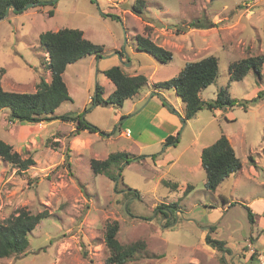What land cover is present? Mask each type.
Wrapping results in <instances>:
<instances>
[{"label":"rangeland","instance_id":"rangeland-1","mask_svg":"<svg viewBox=\"0 0 264 264\" xmlns=\"http://www.w3.org/2000/svg\"><path fill=\"white\" fill-rule=\"evenodd\" d=\"M135 1L56 0L54 5L11 9L0 20V84L7 90L33 92L41 78L51 80L44 62L48 54L40 43L44 31L80 28L104 49L98 58L87 55L67 66L63 76L71 99L55 111L81 115L104 133L82 130L75 134L77 122L62 119L20 124L6 120L10 108L0 110V138L23 158L33 155L35 160L25 170L0 156V220L22 208L50 212L29 234L26 252L0 258V264H106L110 252L104 231L115 220L121 243L140 240L145 244L130 262L264 264V213L257 215L250 206L254 198L264 195V186L258 187L264 179V96L252 101L264 91V64L262 78L250 71L244 79L231 81L230 95L241 105L215 111L204 108L189 122L181 118L182 98L164 89L175 104L182 105L168 104L182 121L174 146L140 143L136 132L148 124V113L129 112L124 119L117 116L121 106L92 101L96 83L109 94L114 91L113 82L100 71L124 64L116 51L129 56L126 61L124 55L127 73L148 77L142 92L174 77L187 62L215 55L220 75L200 92L205 100L215 99L230 82L232 62L264 54V0H145L141 16L132 11ZM201 24L210 27H197ZM147 33L174 53L171 60L163 63L137 49V34ZM124 109H129L128 103ZM221 134L229 138L243 172L240 169L210 190L202 163L196 164L203 148ZM115 151L142 158L124 161L119 169L115 166V180L106 173L96 174L91 161ZM153 152L155 157L149 159L146 154ZM169 153L180 156L165 162ZM172 203H177L180 213L165 207L168 214H162L159 206ZM224 205L225 216L217 215L215 209ZM245 205L255 211L254 222ZM207 235L224 240V248L211 247Z\"/></svg>","mask_w":264,"mask_h":264},{"label":"trees","instance_id":"trees-1","mask_svg":"<svg viewBox=\"0 0 264 264\" xmlns=\"http://www.w3.org/2000/svg\"><path fill=\"white\" fill-rule=\"evenodd\" d=\"M30 2H34L35 5H41L46 2L54 5L55 0H0V20L4 18L9 5L13 4L16 7L15 11L19 12ZM145 7V0H136L132 6V11L141 16ZM53 13L54 9H50L49 14L53 15ZM192 25H196V23L193 22ZM197 27L209 28L210 25L201 24L197 25ZM149 28L147 25L146 29ZM136 41L138 50L150 53L160 62L166 63L174 56L171 50L156 43L150 37V33H147V35L137 34ZM40 43L48 54L49 60L44 59V62H47L46 65L51 73V80L48 81L45 78H41L36 90L33 92L7 90L0 84V110L10 108V113L6 120L17 121L20 124H36L42 120L62 119L64 121L77 122L75 134H80L82 130H88L90 133H104L82 119L81 115L56 114L55 112L63 101L71 99L63 76L67 66L87 55L95 54L97 58L100 57L104 50L103 46L86 38L82 29L70 27H63L57 31L47 30L40 33ZM263 64L264 54L246 56L232 62L229 65L230 82L219 90L217 97L213 100L203 99L200 92L214 83L220 75L219 59L215 55H208L199 60L187 62L174 77L155 82L153 90L154 92L164 89L174 90L182 98L185 105L181 118L186 122L204 108L215 111V109L232 108L236 104L241 105V102H238L230 95L229 86L231 81L244 79L250 71H254L259 78H262ZM100 72L114 83L115 90L105 97V88L98 83L96 86L97 96L96 98L92 97L95 105H119L122 107L127 99L133 98L148 83V77L145 74L130 75L126 72L123 65H115ZM263 96L264 91H261L252 101H256ZM163 100L167 104V100L165 98ZM170 110L172 112L175 111L171 108ZM178 138L179 132L177 135H169L166 143H175ZM0 156L11 164L18 166L19 169L26 170L31 164L35 163L33 155L23 158L12 144L1 138ZM152 157H155V155H152ZM140 158H142V155L137 156L129 151H115L111 152L105 159H93L91 167L96 174L106 173L115 180L117 175L112 172L115 166L119 169L122 162L126 161L129 163L131 159L138 160ZM201 163L206 171L205 186L210 190H216L225 178L242 169V161L225 134H221L215 142L203 148ZM166 182L168 183V181ZM171 207L175 211L178 208L177 203L164 204L159 206V209L163 211V208L169 209ZM245 207L251 222H254L255 213L250 206L245 205ZM162 214L167 215L168 212L165 210ZM49 215L48 209L34 213L30 209L22 208L17 214L0 220V258L12 255L19 256L25 253L29 245V234ZM119 228L120 225L117 220L106 224L104 241L110 252L106 259V264H146L144 262H130L135 254L144 248L145 244L140 240L126 244L121 243L117 237ZM206 239L212 247L217 249L224 248L225 242L223 240L212 238L209 235H207ZM188 264L197 263L191 262Z\"/></svg>","mask_w":264,"mask_h":264},{"label":"crops","instance_id":"crops-1","mask_svg":"<svg viewBox=\"0 0 264 264\" xmlns=\"http://www.w3.org/2000/svg\"><path fill=\"white\" fill-rule=\"evenodd\" d=\"M123 59H124V56H123ZM114 65H116V64H114ZM122 65H124V64H122ZM156 68H158V66H156ZM103 70H105V69H103ZM112 84H113V86H114L113 88L115 90V85H114V83H112ZM104 88H105L104 96L107 97L106 95L109 94V92H107V89L105 86H104ZM149 95H150V97H149ZM163 98H165L167 100V104H165L163 102L164 101ZM127 103H128L129 109L125 110L124 107ZM139 104L142 107L140 109L136 108ZM168 104L172 105L175 108L182 106V105H180V103L175 104L172 101V99L169 96H167V92H164V90H161L159 92H154L153 89L148 87V90L146 92L140 91L133 98L127 99L124 102V105L122 106L121 110L118 111L117 116H119L121 118V116L126 115V114H130L129 112L133 113L134 111H136V113H139L140 115L144 112L148 113L150 115L149 122H148V124H145L144 126H140V128L137 129V132H136L137 139L140 141L141 144H144V145H152L154 143H156L157 145H163L164 143H166V139L169 135L178 134V132L181 128V125H182V121L180 119V116L178 114L172 112L170 110V107L168 106ZM165 105H167V107ZM140 115H138V116H140ZM138 116L136 118H138ZM124 119H126V117ZM127 120H128V118H127ZM125 122H123V123L121 122L120 124L122 125ZM130 123H132V122H130ZM126 128L130 129L129 126ZM130 137L131 138L133 137V132H131ZM196 139H198V136ZM196 139L194 142L198 143V140H196ZM192 144H193V142H192ZM170 146H172V145H170ZM173 146H174V144H173ZM153 154H154V152L148 153L146 155H148V158L150 159V158H153L152 157ZM179 156L176 157V155H174L173 153H169L166 156L165 162H168V161L170 163L175 162ZM199 159L200 160L196 165L200 164L201 158H199ZM241 172H243V169H241ZM258 183H260L258 187H260L261 185L264 186V179L261 181H258ZM241 199H243V198H241ZM250 206L254 208L257 215L260 213L261 214L264 213V195L261 194V196H257L256 198H254L251 201ZM215 210L217 212V215L224 213L223 216H225V212L228 211V208L224 205V208L220 207V208L215 209ZM179 211H180L179 209L176 210L177 215L180 213ZM215 219H214V221H215ZM262 219L264 220V217ZM252 234H253V232H252Z\"/></svg>","mask_w":264,"mask_h":264},{"label":"water","instance_id":"water-1","mask_svg":"<svg viewBox=\"0 0 264 264\" xmlns=\"http://www.w3.org/2000/svg\"><path fill=\"white\" fill-rule=\"evenodd\" d=\"M55 1H56V0H55ZM33 6H35V3H34V2H30V3H28L27 5H25V6L23 7V10H25V9H27V8H30V7H33ZM11 9H12V10H16V7H15L13 4L9 5V6L7 7L6 14H5L4 18L8 16V14H9V12H10ZM115 53H116L117 55H119V57H120L122 63H124V64L126 65V64H127L126 61H128L129 56L126 55V54H125L124 52H122V51H116ZM124 55H126V56H125L126 61H124V59H123V56H124ZM97 84H98V83H96V85H95V94H94V97H95V98H96V96H97V91H96V86H97ZM167 145H173V143H169V144H167Z\"/></svg>","mask_w":264,"mask_h":264},{"label":"built area","instance_id":"built-area-1","mask_svg":"<svg viewBox=\"0 0 264 264\" xmlns=\"http://www.w3.org/2000/svg\"><path fill=\"white\" fill-rule=\"evenodd\" d=\"M128 133H129V135L131 134L130 131Z\"/></svg>","mask_w":264,"mask_h":264}]
</instances>
